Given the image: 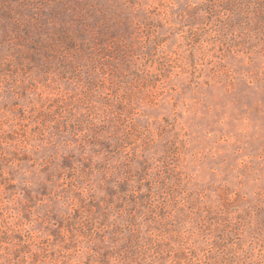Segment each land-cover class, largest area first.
<instances>
[{"label": "rangeland", "instance_id": "374dc122", "mask_svg": "<svg viewBox=\"0 0 264 264\" xmlns=\"http://www.w3.org/2000/svg\"><path fill=\"white\" fill-rule=\"evenodd\" d=\"M0 264H264V0H0Z\"/></svg>", "mask_w": 264, "mask_h": 264}]
</instances>
